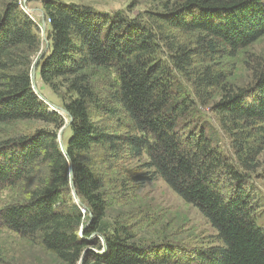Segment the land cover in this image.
Returning <instances> with one entry per match:
<instances>
[{
	"label": "trees",
	"instance_id": "trees-1",
	"mask_svg": "<svg viewBox=\"0 0 264 264\" xmlns=\"http://www.w3.org/2000/svg\"><path fill=\"white\" fill-rule=\"evenodd\" d=\"M39 2L43 53L39 24L21 0H0V123H41L0 141V191L31 184L0 208V226L60 264H264V56L252 59L245 86L219 68L264 36V0H177L134 18ZM40 53L36 76L68 116L32 88ZM131 161L143 170L132 179L122 166ZM157 179L207 220L209 246L145 245L129 225L106 221L109 193Z\"/></svg>",
	"mask_w": 264,
	"mask_h": 264
},
{
	"label": "rangeland",
	"instance_id": "rangeland-1",
	"mask_svg": "<svg viewBox=\"0 0 264 264\" xmlns=\"http://www.w3.org/2000/svg\"><path fill=\"white\" fill-rule=\"evenodd\" d=\"M63 2L79 3L98 11L101 14H112L121 11L127 17H138L147 12H159L167 4L177 0H62ZM21 6L26 9H37L28 13L40 27L41 5L39 0L26 3L21 0ZM46 20V19H45ZM47 29V27H46ZM46 31V30H45ZM40 36L41 30L39 31ZM43 44L44 41H43ZM264 56V36L249 47L240 50L234 57L220 63L228 76V82L233 86H245L252 78V59ZM38 91L43 100L60 106L58 98L43 85L36 76ZM47 103V104H49ZM204 119L218 127L217 118L210 112L208 106L201 108ZM65 116V115H64ZM41 126L37 121H14L0 123V141L17 138L30 133ZM67 137V128L62 133V144ZM260 167L264 168V152L260 156ZM124 174L130 179L141 173L138 163L131 161L122 165ZM263 167V168H262ZM262 171V170H261ZM261 195L259 210L264 221V179L258 181ZM31 184H19L0 191V208L5 204L21 199ZM71 187V186H70ZM71 189V188H70ZM126 194L118 196L109 193L107 200L106 221L118 219L120 223L129 225L136 240L145 245L164 244L178 247L180 250H193L210 245L215 234L207 220L193 205L183 201L163 180L145 182H129ZM73 201L75 199L70 193ZM76 203V202H75ZM0 264H60L56 257L41 247L38 243L22 238L17 233L0 226Z\"/></svg>",
	"mask_w": 264,
	"mask_h": 264
},
{
	"label": "water",
	"instance_id": "water-1",
	"mask_svg": "<svg viewBox=\"0 0 264 264\" xmlns=\"http://www.w3.org/2000/svg\"><path fill=\"white\" fill-rule=\"evenodd\" d=\"M34 10H37V9H26V13H31L33 12ZM41 23H40V30H41V35H42V40L44 41L45 43V46L43 48V50L41 51L42 53L47 49L49 43H48V40L46 38V35H45V30H46V27H47V24H46V21H45V15L43 13V11H41ZM39 54V56L37 57V59L34 60L32 66H31V75H30V78H31V85H32V88L34 90V92L41 98V99H44L42 94L38 91L37 89V85H36V68H37V62L41 56V54ZM46 103H49L48 101ZM52 109L56 110L57 112L63 114V115H67L68 116V112L61 106H57L55 104H51L49 103L48 104ZM70 123V119H68L67 121H65V125H63L59 130H58V133H57V137H58V140H59V143L60 145H62V132L63 130L68 126V124ZM71 193L75 199V202L76 204L82 206V203L79 199V197L77 196L76 194V191H75V188L73 186V184L71 183Z\"/></svg>",
	"mask_w": 264,
	"mask_h": 264
}]
</instances>
